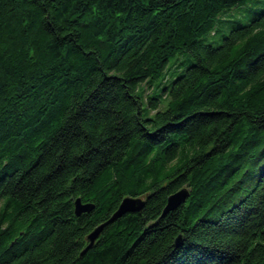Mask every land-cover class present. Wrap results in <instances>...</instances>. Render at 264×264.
Instances as JSON below:
<instances>
[{"label": "trees", "instance_id": "1", "mask_svg": "<svg viewBox=\"0 0 264 264\" xmlns=\"http://www.w3.org/2000/svg\"><path fill=\"white\" fill-rule=\"evenodd\" d=\"M240 1L0 0V264H264V10L203 42Z\"/></svg>", "mask_w": 264, "mask_h": 264}, {"label": "water", "instance_id": "2", "mask_svg": "<svg viewBox=\"0 0 264 264\" xmlns=\"http://www.w3.org/2000/svg\"><path fill=\"white\" fill-rule=\"evenodd\" d=\"M190 197V190L187 188H183L176 193L172 194L167 201V206L165 207L162 218H165L169 213L176 211L180 206L185 204V202ZM146 206V201L141 197H127L125 198L117 211L111 216L109 220L102 223L98 227H96L88 236L87 242L88 245L81 252L80 256L84 257L91 249L94 248L96 242L101 237L104 230L116 223L119 219L123 218L127 214H140L144 210ZM75 207V215L77 217L82 216L83 214L91 213L95 209V205L91 203H84L81 198L76 199L74 202ZM181 238L179 237L176 241V245L178 246Z\"/></svg>", "mask_w": 264, "mask_h": 264}, {"label": "rangeland", "instance_id": "3", "mask_svg": "<svg viewBox=\"0 0 264 264\" xmlns=\"http://www.w3.org/2000/svg\"><path fill=\"white\" fill-rule=\"evenodd\" d=\"M264 10V0H241L239 5L228 11H224L220 14V18L224 20V23H217V28L220 32L216 35H207L203 38V42L218 47L222 43L223 35L233 29L237 24H248L252 19L256 18L259 13ZM230 21V22H228ZM157 83V82H155ZM146 83L140 84L139 95L142 96V90L145 88ZM152 93V90L147 88V94L143 97V106L145 108V117L154 116V112L148 107L147 95ZM167 101H163L161 109L166 108Z\"/></svg>", "mask_w": 264, "mask_h": 264}]
</instances>
